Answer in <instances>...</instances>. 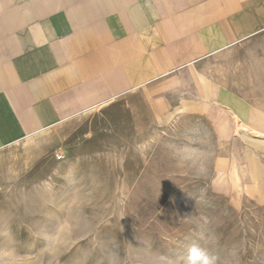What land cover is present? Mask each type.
<instances>
[{"label": "crops", "instance_id": "obj_1", "mask_svg": "<svg viewBox=\"0 0 264 264\" xmlns=\"http://www.w3.org/2000/svg\"><path fill=\"white\" fill-rule=\"evenodd\" d=\"M263 41L264 0H0V151L136 101L157 129L206 127L229 189L262 186Z\"/></svg>", "mask_w": 264, "mask_h": 264}, {"label": "rangeland", "instance_id": "obj_2", "mask_svg": "<svg viewBox=\"0 0 264 264\" xmlns=\"http://www.w3.org/2000/svg\"><path fill=\"white\" fill-rule=\"evenodd\" d=\"M193 130L131 101L1 150L0 264H264V185L229 189Z\"/></svg>", "mask_w": 264, "mask_h": 264}, {"label": "bare ground", "instance_id": "obj_3", "mask_svg": "<svg viewBox=\"0 0 264 264\" xmlns=\"http://www.w3.org/2000/svg\"><path fill=\"white\" fill-rule=\"evenodd\" d=\"M241 125H242V127H243L244 129L247 130V132H250L251 134H258V133H259L257 130H255V129L252 128V127H249L248 125L246 126L244 123L241 124Z\"/></svg>", "mask_w": 264, "mask_h": 264}]
</instances>
